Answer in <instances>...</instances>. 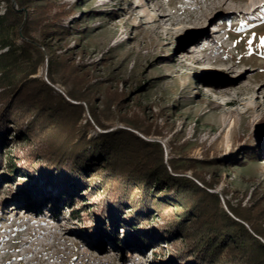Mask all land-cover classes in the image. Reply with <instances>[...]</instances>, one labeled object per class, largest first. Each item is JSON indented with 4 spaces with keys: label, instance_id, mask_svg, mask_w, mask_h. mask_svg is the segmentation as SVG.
<instances>
[{
    "label": "rangeland",
    "instance_id": "obj_1",
    "mask_svg": "<svg viewBox=\"0 0 264 264\" xmlns=\"http://www.w3.org/2000/svg\"><path fill=\"white\" fill-rule=\"evenodd\" d=\"M3 15L14 29L0 32V55L10 40L17 63L36 71L29 78L83 105L88 138L124 130L160 147L166 166H180L264 246V0H0ZM3 171L0 264H158L149 249L91 236L93 205L83 222L3 204L26 183Z\"/></svg>",
    "mask_w": 264,
    "mask_h": 264
},
{
    "label": "trees",
    "instance_id": "obj_2",
    "mask_svg": "<svg viewBox=\"0 0 264 264\" xmlns=\"http://www.w3.org/2000/svg\"><path fill=\"white\" fill-rule=\"evenodd\" d=\"M6 18L0 16L2 33L14 29ZM4 41L9 51L0 55V172L5 167L3 180L24 178L26 183L3 204L48 212L54 219L68 210L83 222L91 220L87 209L93 205L91 236L100 243L122 242L138 253L149 249L158 264H264V246L219 207L215 196L179 176L180 166H166L160 147L149 148L124 130L88 138L89 121L81 125L83 105L29 78L36 71L22 68L14 43ZM14 74L25 81L18 84ZM88 111L100 121L94 107ZM17 141L24 143L23 150L11 156L8 151ZM151 218L161 223L143 230L141 224L147 226ZM165 243L179 250L167 256L160 250Z\"/></svg>",
    "mask_w": 264,
    "mask_h": 264
}]
</instances>
